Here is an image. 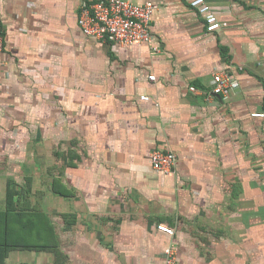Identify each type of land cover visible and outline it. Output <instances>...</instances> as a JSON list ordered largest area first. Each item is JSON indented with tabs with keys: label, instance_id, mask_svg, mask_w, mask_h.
I'll return each instance as SVG.
<instances>
[{
	"label": "crops",
	"instance_id": "1",
	"mask_svg": "<svg viewBox=\"0 0 264 264\" xmlns=\"http://www.w3.org/2000/svg\"><path fill=\"white\" fill-rule=\"evenodd\" d=\"M83 1L0 0V209L31 184L11 240L44 246L5 264H264V0H205L214 31L193 0H130L159 5L158 52L86 36Z\"/></svg>",
	"mask_w": 264,
	"mask_h": 264
},
{
	"label": "built area",
	"instance_id": "2",
	"mask_svg": "<svg viewBox=\"0 0 264 264\" xmlns=\"http://www.w3.org/2000/svg\"><path fill=\"white\" fill-rule=\"evenodd\" d=\"M192 5L199 6L201 13L209 23V31L220 29L227 24L219 21L218 16L205 0H193ZM159 5L154 2L137 4L130 0H84L79 9L78 21L83 33L103 43H113L120 46L147 44L158 52L160 46L151 30V22ZM4 49V37L0 23V51ZM155 80L156 75H150ZM212 92L227 95L240 87L239 80L228 71H220L213 77ZM194 92L199 89L191 87ZM147 100V97H143ZM256 116H264L257 113ZM154 169L164 173H172L177 165L178 157L171 150L154 149L150 153ZM158 229L168 234L174 230L167 225H159ZM165 264H179L178 251L173 245L164 250Z\"/></svg>",
	"mask_w": 264,
	"mask_h": 264
},
{
	"label": "trees",
	"instance_id": "3",
	"mask_svg": "<svg viewBox=\"0 0 264 264\" xmlns=\"http://www.w3.org/2000/svg\"><path fill=\"white\" fill-rule=\"evenodd\" d=\"M31 184L27 188L20 187L15 181L8 183L7 200L4 209H0V264H5L9 252L16 249L42 250L44 248L40 243L24 244L11 240V234L14 232V223H24L23 211H42L38 205L32 204L29 195ZM55 192L61 194V190L56 188ZM24 214V213H23ZM18 231L24 232V226L19 227ZM20 234V233H19ZM3 237V240L2 238Z\"/></svg>",
	"mask_w": 264,
	"mask_h": 264
}]
</instances>
